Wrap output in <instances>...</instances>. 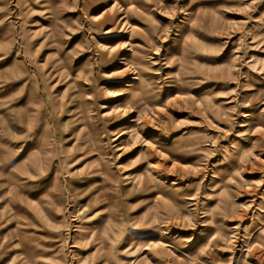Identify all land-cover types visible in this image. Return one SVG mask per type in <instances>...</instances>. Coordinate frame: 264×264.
<instances>
[{
  "label": "rangeland",
  "instance_id": "obj_1",
  "mask_svg": "<svg viewBox=\"0 0 264 264\" xmlns=\"http://www.w3.org/2000/svg\"><path fill=\"white\" fill-rule=\"evenodd\" d=\"M22 1L0 0V264H264V0Z\"/></svg>",
  "mask_w": 264,
  "mask_h": 264
},
{
  "label": "bare ground",
  "instance_id": "obj_2",
  "mask_svg": "<svg viewBox=\"0 0 264 264\" xmlns=\"http://www.w3.org/2000/svg\"><path fill=\"white\" fill-rule=\"evenodd\" d=\"M23 3V1L22 0H18V5L20 6V4H22ZM113 6L111 5V6H109V8L110 9H108V11H107V9L106 10H103L100 14H98L97 16H101V18L102 19H105V18H108V19H110V20H112V19H115L117 16H118V19L116 20V21H121L122 23L123 22H125L127 19H128V16H127V11L130 9V6H127V7H125L123 10H122V12H119V13H117L116 11H113L112 13H110L109 11H111V10H113V8H112ZM20 12H21V8H20ZM49 15L50 14H48V12H46V16H48L49 17ZM189 19H190V17H189ZM185 21V20H184ZM103 22L104 21H100V22H98V23H102L103 24ZM185 22H187V21H185ZM188 24V23H187ZM185 28V27H184ZM264 28V27H263ZM114 48L113 47H111L110 49H108L109 50V52L111 53V55L112 54H114V51H112ZM107 52V51H106ZM1 58V57H0ZM130 58V57H129ZM99 59H100V57H99ZM131 59V58H130ZM136 62V59L134 60H130V63H135ZM260 62V61H259ZM262 63V62H261ZM263 66V65H262ZM136 67V66H135ZM259 79H261L263 82H264V73L263 74H261L260 75V77H259ZM264 85V84H263ZM154 94V93H153ZM151 95H152V93H151ZM150 95V96H151ZM157 95V94H156ZM146 96H147V92H146V90H141V91H139V93L137 94V96H136V98H135V100L134 101H137V102H141L142 100H144L145 98H146ZM140 104H142V103H140ZM132 106V105H131ZM223 108H226V106L225 107H223ZM258 108V107H257ZM256 110H259V109H256ZM261 110V109H260ZM253 113V112H252ZM244 114V116L246 117L245 119H246V121H251V120H253L254 118H253V114H251V113H249V112H245V113H243ZM256 114V113H255ZM162 116V115H161ZM157 120V119H156ZM159 120V119H158ZM129 121H130V123H132V122H134L135 121V119H129ZM246 124V123H245ZM148 125H150V124H148ZM130 127V124H127L126 126H122L121 128L123 129V131L122 132H124V131H126L128 128ZM28 148V147H27ZM26 148V149H27ZM25 149V150H26ZM28 152V151H27ZM25 155H26V153H25ZM25 157V156H24ZM33 158V157H32ZM137 178V177H136ZM141 178V180L142 181H144V178H143V176H141L140 177ZM140 178H139V180H140ZM134 180V179H133ZM132 180V181H133ZM40 183V182H39ZM142 183V182H141ZM187 199L188 200H193V196L192 195H187ZM76 215V214H75ZM166 226V225H165ZM167 229V228H166ZM231 233V232H230ZM227 238V240H229V237H226ZM234 239V238H233ZM233 239H231V240H233ZM248 241V240H247ZM159 242V241H158ZM247 243V242H246Z\"/></svg>",
  "mask_w": 264,
  "mask_h": 264
}]
</instances>
